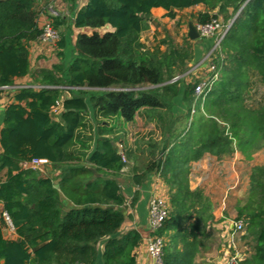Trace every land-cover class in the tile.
Listing matches in <instances>:
<instances>
[{
  "label": "trees",
  "instance_id": "trees-1",
  "mask_svg": "<svg viewBox=\"0 0 264 264\" xmlns=\"http://www.w3.org/2000/svg\"><path fill=\"white\" fill-rule=\"evenodd\" d=\"M55 1L0 0V89L31 74L30 44L40 40L43 9ZM197 6H205L195 16L198 26H229L213 61L217 78L202 97L196 94L197 84L172 83L176 74L188 70V49L168 45L160 57L142 53V36L154 9H164L175 20L178 11ZM72 17L69 24L59 16L50 18L56 31L67 26L59 57L65 58L70 49L71 60L37 72L34 78L41 88L21 89L4 112L0 261L138 264L136 251L143 238L136 230L123 232L127 199L118 180L130 169L138 187L151 173L167 185L170 211L151 234L165 240L162 263L196 264L213 204L202 189H191L192 163L236 149L250 159L264 151V0H88ZM73 28L92 32L79 33L71 45ZM103 29L109 31L101 34ZM66 92L71 96L63 100L59 119L53 117ZM88 100L97 120L129 123L146 111L163 123L164 139L150 145L143 169L130 164L139 158L135 152H122L115 140L103 137L113 130H100L95 148L94 137L82 139ZM176 101L186 111L181 130L173 121ZM34 160L61 171L58 188L41 171L24 169ZM250 182L238 220L245 221L255 252L236 264H264V165L253 169ZM62 195L71 203L66 212ZM138 199L136 192L133 207ZM2 212L9 215L16 239L5 237Z\"/></svg>",
  "mask_w": 264,
  "mask_h": 264
},
{
  "label": "rangeland",
  "instance_id": "rangeland-1",
  "mask_svg": "<svg viewBox=\"0 0 264 264\" xmlns=\"http://www.w3.org/2000/svg\"><path fill=\"white\" fill-rule=\"evenodd\" d=\"M78 0H63L61 3L50 4L47 8H44L41 19H40V25L41 29L45 27V25L49 22L48 20L51 17H58L59 13L64 14V16L68 17L72 13V9H75L77 6ZM199 13L198 9L193 10H182L177 12V17L175 20H170L168 18L162 17L153 19L150 28L148 31H146L142 36V43L144 45V48L142 50V53H145L147 55H155V56H162L164 52H167L169 50V46H175V47H184L185 49L189 50V59H188V70L180 75L176 74V77L174 78L173 82H176L178 80H182V82L188 84H197L204 85L209 84L210 80H212V75H215V65L213 64V61L217 58V51L219 50L220 41L218 40L217 35H204L198 30V25L195 22V16ZM44 16L48 17L46 19ZM190 24L195 26L197 28V31L199 33V37L196 39H191L189 36L190 33ZM64 31V30H63ZM109 31V29H103L100 31L101 34H104L105 32ZM59 36V41L56 44H41L44 45V53L41 51L38 52L39 55L36 53L37 51L33 52V61H34V68H33V75L36 76L37 72H39L42 69H46L45 66L48 69H52V67L56 64L60 63H67L72 58V51L70 49L65 51V58L61 59L59 57L60 49H59V42L61 40L62 36V30L57 31ZM77 33H74L70 35L69 37V43L71 45H74L76 42ZM214 38L212 41L210 39ZM163 41H166L167 44H163ZM204 44V45H203ZM42 46V45H41ZM201 49V50H200ZM200 51V52H199ZM40 55L42 56L40 58ZM222 58V56H221ZM52 65L51 68H49ZM40 69V70H39ZM217 78V77H216ZM32 85L35 87V89H39L41 87L34 78L32 81ZM67 89V88H66ZM146 90V89H144ZM71 94L65 93L64 97L59 100V105L57 108L53 111V116L59 119V116L62 112V102L65 98L70 97ZM90 113L86 116V124L87 128L82 131V139L88 140L94 137L98 138L100 133V126H97V122H108L109 125H113L115 127V130L111 133H106L104 135H110L111 140H115L116 144H118V148L122 152H126V148H133L137 149V155L142 154L139 156L143 162L150 159V149L148 148L146 151L143 150V153L139 152V150H142L143 145L146 143V146L149 145H160L161 140L164 139V130H163V123L159 122L158 120H154L155 118L152 117V114H147L146 111H142L139 116L136 118L135 122L126 124L121 123V121H118V119H103L98 118L95 119L94 113L92 110V103L88 100ZM181 102L176 101V116L174 117V126L176 129L181 130L185 126V120L181 117L186 113L185 109L181 106ZM165 112V111H164ZM194 112V111H193ZM166 113V112H165ZM200 115V114H199ZM198 115V116H199ZM197 116V117H198ZM165 122H168V117L164 115ZM196 117V118H197ZM97 120V121H96ZM96 125L97 129L93 131V129L90 128L91 124ZM103 135V136H104ZM123 140V141H122ZM126 143V144H125ZM127 145V147H126ZM148 145V146H149ZM147 146V147H148ZM93 147V144H92ZM146 148V147H145ZM240 152L238 149L231 154L226 155L227 157V165L223 162L222 171H219L220 167L214 164V159L208 160L207 162V169L205 168L203 172L201 173V177L199 182L200 188L203 189L205 196H207L210 201L213 204V210L219 209L220 205L222 206L223 203H225L226 208L228 211H230V217L231 219L236 222L238 221V206H244L247 203L248 200V193L250 188V177L252 175V171L257 166H263L264 165V151H258L255 154H253L252 158H248L244 154H242V158L234 160V154L236 152ZM146 152V153H145ZM145 153V154H144ZM128 160V158H127ZM220 161V160H217ZM222 161V160H221ZM224 161V160H223ZM142 162V163H143ZM141 162H139L142 165ZM145 163V162H144ZM217 166L219 167L218 170ZM53 170H51L45 175L42 173L45 177L51 178L54 182H57L58 176L56 175V172L59 171L52 167ZM28 169V167H27ZM48 169H45V167H42L40 171H46ZM126 173H130V169L125 170ZM198 170L196 171V173ZM195 176V175H194ZM197 177V176H196ZM119 178H122L120 175ZM123 179V178H122ZM196 180L197 178H193ZM123 182V180H122ZM121 182V183H122ZM197 182V181H196ZM123 185V184H122ZM237 185V188L233 189V186L235 187ZM126 187V186H125ZM169 204V201H168ZM136 205V204H135ZM238 205V206H237ZM135 207V206H134ZM133 198L127 199L126 206H124L123 211L126 216V225L124 226L123 232L128 231L129 222L131 221V211L133 210ZM234 208V209H233ZM235 210V211H234ZM4 231L6 232V235H10V229L9 226L6 225L4 227ZM245 235H242V233H238L236 236L238 239V242L235 245H228L226 248H228L229 251V260L234 258L235 256H238L241 258L242 261L248 260L252 257L254 254V248H255V242L253 239L247 238V232L244 233ZM10 237V236H9ZM147 243L149 239L146 240ZM221 239L219 236L215 235L214 237L211 235V237L206 242V249L208 250L210 254L203 255L205 251L202 252V254L199 255L201 259H199L200 262H206V260H212L217 259L219 256L223 254L221 252L220 245L222 244ZM147 252H148V246H147Z\"/></svg>",
  "mask_w": 264,
  "mask_h": 264
},
{
  "label": "crops",
  "instance_id": "crops-1",
  "mask_svg": "<svg viewBox=\"0 0 264 264\" xmlns=\"http://www.w3.org/2000/svg\"><path fill=\"white\" fill-rule=\"evenodd\" d=\"M63 0H56L55 4L57 3H61ZM88 0H78L77 2V6L75 7V9H72V13L71 15L68 17L64 16V14L59 13V17L63 18L68 24L69 21L73 19V15L76 14L78 11H80L86 4H87ZM58 5V4H57ZM193 9H198L199 12L205 11V6H197L195 8H191V9H186V11L189 10H193ZM73 14V15H72ZM153 19H157V18H168L166 17L167 12L162 9V8H157L154 9L153 12ZM46 19H48V17L44 16ZM41 19V18H40ZM169 19V18H168ZM171 20V19H170ZM39 26L40 25V20H39ZM66 25L61 26V28L59 30H66ZM74 31V33H77V35L79 33H91L92 30L90 29H76L73 28L72 29ZM214 38L210 39V41H212ZM42 45V46H41ZM204 45V44H203ZM44 45L40 43V41L37 42H33L30 44V61H31V74L28 75L25 78H21V79H17L15 81L14 86L8 87L6 89H1L0 90V134H1V130L3 128V121H4V112L5 109L8 105H10L11 103L14 102V98L17 92H19L21 89H25V88H34L35 87L32 85V81L34 79V71L33 68L35 66L34 61H33V52L37 51L36 53L39 55L38 52H42L44 53ZM201 50V49H200ZM200 52V51H199ZM42 56L40 55V58ZM42 59V58H41ZM52 65L49 67L51 68ZM46 69H48L45 66ZM40 70V69H39ZM36 77V76H35ZM142 112V111H141ZM140 112V113H141ZM139 116V114L137 115V117ZM136 117V118H137ZM135 118V120H136ZM135 120L133 122H135ZM121 121V123H124V125L126 124H130L133 122H125L123 120H119ZM93 131H95L97 129L96 125L94 124L93 121ZM97 126H100L101 130H115V127H113V125H109L108 122H97ZM111 135V133H110ZM110 135H104V138H109ZM98 138L94 139V143H93V147L95 148V141ZM110 139V138H109ZM123 141V140H122ZM162 141V140H161ZM126 144V143H125ZM115 145L117 146L118 144L115 143ZM149 145V144H148ZM147 145V146H148ZM146 143L143 145L142 150H139V152L143 153V150H147L148 148H150V145L147 147ZM127 147V145H126ZM146 147V148H145ZM127 151H133L135 152V154H137V149H133V148H126ZM0 153H2V148L0 145ZM146 153V152H145ZM144 153V154H145ZM142 155V154H141ZM140 154H138L137 156H141ZM242 154L240 152H236L234 154V160L242 158ZM214 159V162L216 161L218 163V167L215 170V172L218 170V168L220 169L219 171H222V166H223V162L227 165V157L223 156L221 158L214 156V155H210L207 154L201 161L199 162H194L192 163V170H191V176H190V187L192 190H196V189H201L200 188V177H201V173L203 172V170L206 168L207 169V162L208 160ZM144 160V159H143ZM143 160H141V158L139 157L137 159V161H130L131 166L137 167L139 169H143L145 166L146 160L143 162ZM220 160V161H217ZM222 160V161H221ZM224 160V161H223ZM139 162H143L142 165L140 164L139 166ZM214 163L217 165V163ZM46 170L41 171L42 173H44L45 175L51 170H53V166L51 164H46L45 166ZM24 169H27V166L24 165ZM94 169V168H92ZM95 170V169H94ZM198 170V172L196 173V171ZM99 175V174H98ZM195 175V176H194ZM58 176V180L57 182H55L56 186L59 187V181L61 178V171H57L56 175ZM100 176V175H99ZM122 178H118L123 193L126 197V199H132L134 197V194L136 192H139V199L138 202L136 203L135 207L133 208V210L131 211V221L129 222V230H136L138 231L142 238H143V242L140 245V247L137 249L136 251V255L138 258V264H153V260L151 259V257L149 256L148 252H147V239H149L152 235V228L150 226V219H149V204L150 201L155 198L156 196H160V195H164L167 196L168 198V188L167 185L165 184V182L159 177L158 174L156 173H151L148 175V177L146 178V181L144 183L143 186L138 187L134 184L133 182V172L131 173H126L125 171H123L121 173ZM197 176V177H196ZM120 177V176H119ZM193 178H197L196 180H194ZM123 180V182H122ZM197 181V182H196ZM122 182V183H121ZM123 184V185H122ZM126 186V187H125ZM57 187V188H58ZM237 188V185H235V187L233 186V189ZM203 190V189H202ZM62 200L65 204L64 206V211H68L71 208V203L66 199L65 195H62ZM238 206V205H237ZM240 206H238L237 209H239ZM234 209V208H233ZM2 211V204H0V214ZM235 211V210H234ZM212 215H213V219L210 220L208 222V226H207V238L206 240H204V245L201 247L200 253L198 254V256L196 257V264H227L229 259V251L228 248H226L228 245L232 244L235 245L238 242L237 238V234H233V227L232 225L234 224V221L231 219L230 217V211L227 210L225 203H223V205H220L219 209H214L213 210V206H212V211H211ZM238 213V212H237ZM239 221V220H238ZM245 233V232H244ZM244 233H242V235H245ZM4 235L6 238L8 239H16L17 238V234L15 231L10 230V237L8 235H6V232L4 231ZM211 235L214 237L215 235L219 236L221 239V252H223V254L221 256H219L217 259H212V260H206V262H200L199 263V259H201L199 257L200 254H202L203 251H205L204 249H206V242L207 240L211 237ZM210 254L208 250H206L203 255H208ZM242 261V260H241ZM0 264H3V261H0Z\"/></svg>",
  "mask_w": 264,
  "mask_h": 264
},
{
  "label": "built area",
  "instance_id": "built-area-1",
  "mask_svg": "<svg viewBox=\"0 0 264 264\" xmlns=\"http://www.w3.org/2000/svg\"><path fill=\"white\" fill-rule=\"evenodd\" d=\"M49 22L45 25V27L42 29L43 34L40 38V42L43 44H56L59 41V36L57 31L54 29L52 22L50 19L48 20ZM229 29V26L224 27L220 23L215 22L210 25H205V26H198L199 32H201L204 35H217L218 40L221 42L222 39L224 38L225 34L227 33ZM219 42V43H220ZM216 77H213L212 80H210L209 84H204V85H199L196 88V94L198 97L205 96L207 91L210 90V86L212 84V81H214ZM41 88V87H39ZM6 89V88H2ZM1 90V89H0ZM59 105V103H58ZM46 164H48L45 161L42 160H34L30 164H25L28 168H31L33 170H41L42 167H44ZM170 211V206L168 204V198L167 196L160 195L156 196L150 201L149 204V219H150V226L152 230H156L161 225L163 222L167 219L168 214ZM2 216L5 220V224L9 226V229L12 231H15L11 219L9 215L5 212H2ZM233 227V234H238V233H244L245 228H246V223L244 220L236 221L232 225ZM165 245V240L164 238H159L156 236H151L149 238V241L147 243L148 246V254L153 260V264H163L162 263V254H163V248ZM241 261V258L238 256H235L231 260L228 261L227 264H236Z\"/></svg>",
  "mask_w": 264,
  "mask_h": 264
},
{
  "label": "water",
  "instance_id": "water-1",
  "mask_svg": "<svg viewBox=\"0 0 264 264\" xmlns=\"http://www.w3.org/2000/svg\"><path fill=\"white\" fill-rule=\"evenodd\" d=\"M189 36H190L191 39H196V38L199 37V33L197 31V28L195 26H193L192 24H190ZM92 171L95 172V174H96V171L94 169H92ZM56 187H58V186H56Z\"/></svg>",
  "mask_w": 264,
  "mask_h": 264
}]
</instances>
